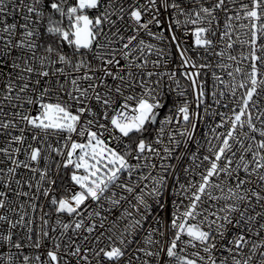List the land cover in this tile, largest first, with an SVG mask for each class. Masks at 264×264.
I'll list each match as a JSON object with an SVG mask.
<instances>
[{
	"label": "snow or ice",
	"instance_id": "1",
	"mask_svg": "<svg viewBox=\"0 0 264 264\" xmlns=\"http://www.w3.org/2000/svg\"><path fill=\"white\" fill-rule=\"evenodd\" d=\"M0 264H264V0H0Z\"/></svg>",
	"mask_w": 264,
	"mask_h": 264
},
{
	"label": "built area",
	"instance_id": "2",
	"mask_svg": "<svg viewBox=\"0 0 264 264\" xmlns=\"http://www.w3.org/2000/svg\"><path fill=\"white\" fill-rule=\"evenodd\" d=\"M189 42H191V38H190ZM206 80H207V84H206L207 90L211 91L212 84H213L211 76L209 75L206 78ZM180 82H181V86L182 87H185V88L188 89V91H187V99L191 102L192 108H195L193 93H192L191 88L188 85V82L186 80H184L183 78H180ZM173 99L177 100L178 102H182L184 98L183 97H176L175 95H173L172 97H169V107H171ZM210 103H211V99L209 98L206 101V104H210ZM215 108H216V106L213 105V109L214 110H215ZM200 111H201V114L203 115V106L201 107ZM219 111L226 112L227 109L220 108ZM206 120H207L206 123L202 121V122H200L198 124V127H197L196 139H197V141H199L202 144L205 142V133L208 131L209 125H211L213 123V118L212 117H207ZM215 120L218 121L219 117H215ZM190 147H191V149L193 151L195 150V145H191ZM202 152H203V150H202Z\"/></svg>",
	"mask_w": 264,
	"mask_h": 264
}]
</instances>
